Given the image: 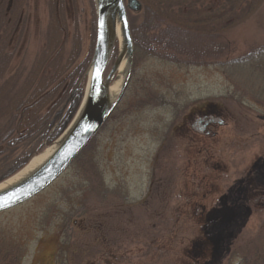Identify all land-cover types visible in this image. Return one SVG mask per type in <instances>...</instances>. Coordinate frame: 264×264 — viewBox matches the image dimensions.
Returning a JSON list of instances; mask_svg holds the SVG:
<instances>
[{"label":"rangeland","instance_id":"1","mask_svg":"<svg viewBox=\"0 0 264 264\" xmlns=\"http://www.w3.org/2000/svg\"><path fill=\"white\" fill-rule=\"evenodd\" d=\"M138 1L140 11L128 9L130 28L144 22L146 3ZM189 1L163 0L173 12L190 5V27L209 26L187 51L205 46L216 65H179L134 43L129 85L96 139L48 190L0 214L2 264H196L210 259L203 241L218 232L220 262L241 264L238 247L264 240V53L254 57L264 48V0ZM95 24L94 0H0V173L22 150L10 153L21 137L1 148L2 136L15 134L10 126L24 130L34 113L70 109L72 83L85 82L84 98ZM206 106L221 111L214 137L193 127Z\"/></svg>","mask_w":264,"mask_h":264},{"label":"water","instance_id":"2","mask_svg":"<svg viewBox=\"0 0 264 264\" xmlns=\"http://www.w3.org/2000/svg\"><path fill=\"white\" fill-rule=\"evenodd\" d=\"M94 4L96 45L81 106L67 129L44 153L35 156L22 170L0 183V213L39 196L64 175L97 137L125 94L134 66L128 9L138 12L141 3L138 0H130L127 4L125 0H94ZM117 49L116 60L106 76ZM117 83L118 91L113 94L112 88ZM53 147L55 150L38 167L24 173Z\"/></svg>","mask_w":264,"mask_h":264},{"label":"trees","instance_id":"3","mask_svg":"<svg viewBox=\"0 0 264 264\" xmlns=\"http://www.w3.org/2000/svg\"><path fill=\"white\" fill-rule=\"evenodd\" d=\"M143 1V0H142ZM145 1V18L144 22L138 26L132 25L131 32L133 34L134 43H135V49L138 50V52H143L147 56L156 57L159 59L168 60L170 62H175L179 65L181 64H191L192 66H209L207 64H215L214 61H208V54L205 46H202L205 48L202 52L197 48L195 53L193 55L189 54L187 51L188 43L190 42L189 39H192V36L196 39H202L207 38L205 30L208 29V25H199L197 28L190 27L189 20L186 19L187 13L186 8L183 4L177 5L178 10L171 11L170 9H174L173 7H170V3L166 5V3L163 2V0H144ZM229 2H233V0H228ZM144 7V8H145ZM187 14V15H186ZM4 15L7 16L5 13ZM207 21V19H206ZM96 27V24L94 25ZM183 31L185 32L180 39L173 40L176 42L174 43V46L171 47L172 40L170 37L173 38V32L175 31ZM219 31L222 34V28L219 27ZM218 32V31H217ZM172 33V35H171ZM189 34L188 39L185 37V35ZM182 38V40H181ZM219 41L221 39L218 37ZM195 40V39H192ZM170 41V44L168 43ZM180 43V44H179ZM177 47V48H176ZM199 47V46H196ZM164 48H170V49H177V55L175 57H172L171 55H166L163 53L165 51ZM164 49V50H163ZM216 52L218 49V44L216 43L215 46ZM193 50V49H192ZM210 50V49H209ZM222 55L225 50V46H222ZM189 51H191L189 49ZM182 52V53H181ZM264 53V48L260 50L258 53L254 55V57L258 56L261 58L260 53ZM201 54H205L206 56H201ZM219 54V52H218ZM221 56V55H220ZM211 58V57H209ZM250 58L252 59V55L243 58L242 60ZM222 59V56H221ZM220 59V60H221ZM235 62V61H234ZM222 64V61H220L219 65ZM88 63H83L81 65L82 70H85ZM264 67V64H262ZM212 66V65H211ZM80 81L76 84L72 83L73 88H68L67 92L70 95L69 97V104L72 102V105L69 109V107L62 112L64 109L59 108L57 111H51V113L48 115L47 118H41L37 115V113H34V120L33 122H30L28 120V125L24 130H21L18 126L9 129L15 133L14 135H3L2 136V149H5L9 146V144L13 143L14 139L16 140V137H21L23 139L22 144L19 147L11 148L10 153H15L21 150L20 155L14 159L11 163V165L8 166L6 170L0 173V183L7 180L8 178L12 177L16 173H18L20 170H22L35 156L39 155L48 145L54 143L60 135L67 129V127L72 122L74 115L76 111L79 109L82 98H83V85H85V82L80 85ZM8 102H10L8 100ZM64 101L62 100L61 103ZM2 105V102H0ZM8 107H11V104H8ZM6 111V108L4 110L0 106V118H4L3 116ZM23 113L24 115L32 116V114L29 113V108L23 107ZM58 125V126H57ZM57 128L55 129V127ZM1 129V127H0ZM55 129V131H54ZM37 138L36 140H40V143L34 147L31 148V150L23 149L28 141H30L33 138ZM20 139V140H22ZM35 140V141H36ZM11 156H7L6 159H9ZM3 159V160H6ZM2 160V161H3ZM260 167V162L257 163L253 170L256 173L257 169ZM259 170V169H258ZM254 173H250L243 182L247 183L248 185H251V183L255 180ZM206 231V229H205ZM216 236H212L209 238H206L203 241V246L207 248V251H211L209 253L210 259H205L204 262H202L201 259H196V264H222L220 262L221 256H219L220 249L222 247V235L221 232H218ZM264 239V238H263ZM258 247V248H257ZM257 247L250 248L249 243L247 245H240L238 249L242 252V263L241 264H264V240L257 244ZM206 251V252H207ZM239 252V250H238ZM240 253V252H239ZM197 254H199L197 252Z\"/></svg>","mask_w":264,"mask_h":264},{"label":"flooded vegetation","instance_id":"4","mask_svg":"<svg viewBox=\"0 0 264 264\" xmlns=\"http://www.w3.org/2000/svg\"><path fill=\"white\" fill-rule=\"evenodd\" d=\"M201 1H203V0H194V1L190 0L189 2L192 5L193 4L192 2L200 3ZM194 5L195 4H193L192 6L194 7ZM189 12H193V9L190 5H189V9L188 10L186 9V13L188 15H189ZM214 28L216 29V31H218L217 24L216 25L214 24ZM218 107L217 106H209V107L206 106L204 108L199 109L198 112H199L200 117H199V119H197L193 122L194 123L193 127L195 129H198V131L206 137H214L216 135V133H212V127L214 125L219 124V123H220V125H222V121L220 120L221 119V117H220L221 111ZM189 117H190V115H189ZM187 119L191 120V117L190 118L187 117L184 120H187ZM184 126H185V124L182 125V127H184ZM3 261L6 262L8 260H7V258L6 259L2 258V259H0V264H2Z\"/></svg>","mask_w":264,"mask_h":264},{"label":"bare ground","instance_id":"5","mask_svg":"<svg viewBox=\"0 0 264 264\" xmlns=\"http://www.w3.org/2000/svg\"><path fill=\"white\" fill-rule=\"evenodd\" d=\"M118 88H119V83H117L115 86H113V88H112L113 94L118 91ZM54 150H55V147H53L52 149H49L44 155L37 158L33 162V164L24 173H28V172L34 170L36 167H38ZM12 182H10V183H12ZM10 183H8L7 185H9Z\"/></svg>","mask_w":264,"mask_h":264},{"label":"snow or ice","instance_id":"6","mask_svg":"<svg viewBox=\"0 0 264 264\" xmlns=\"http://www.w3.org/2000/svg\"><path fill=\"white\" fill-rule=\"evenodd\" d=\"M99 75V73H97V76Z\"/></svg>","mask_w":264,"mask_h":264}]
</instances>
